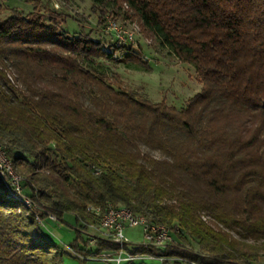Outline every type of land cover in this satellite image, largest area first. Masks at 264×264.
<instances>
[{
	"label": "trees",
	"instance_id": "obj_1",
	"mask_svg": "<svg viewBox=\"0 0 264 264\" xmlns=\"http://www.w3.org/2000/svg\"><path fill=\"white\" fill-rule=\"evenodd\" d=\"M92 2L94 12L124 4L121 16L190 64L201 90L179 110L139 99L103 63L141 61L133 41L72 32L73 15H45L37 1L28 13L8 8L0 145L31 205L6 197L0 183V264H64L42 222L72 215L82 226L99 219L87 205L108 204L179 228L176 245L126 246L132 253L181 259L161 264L256 262L264 254V0ZM69 247L84 258L119 248L101 238L88 245L78 229Z\"/></svg>",
	"mask_w": 264,
	"mask_h": 264
},
{
	"label": "rangeland",
	"instance_id": "obj_2",
	"mask_svg": "<svg viewBox=\"0 0 264 264\" xmlns=\"http://www.w3.org/2000/svg\"><path fill=\"white\" fill-rule=\"evenodd\" d=\"M35 1L38 2V10L45 15H47L48 9L73 15L72 18L67 20V26L72 32L81 29L85 31L89 30L92 37L107 42L108 39L113 40V35L107 28V24L110 23L116 25L117 28L126 33H130L133 38V47L139 53L141 61L112 60L103 61V63L115 75L114 77L122 88L136 92L137 98L147 99L153 103L164 101L167 105H171L179 110L185 106L186 101L190 97L201 90L202 84L199 76L190 64L179 61L167 47L159 45L146 37L140 31L136 22L124 19L121 16L127 11L124 4L121 5V8L115 9L98 7V11L94 12L91 10L93 6L92 0H0V17H5L8 14V8L12 7L18 8L24 13L31 12L33 11ZM100 10H104L101 18L103 19V23L101 24L98 23V12ZM113 10L120 13L117 18H113V12H110ZM145 66H148V69ZM151 154L161 157L157 151H152ZM13 171L17 176H20L14 168ZM4 176L6 177L5 181H9V178L6 175ZM0 183L8 190L9 194L6 197L17 196L22 197V200L27 199L25 197L27 189H23L22 185L19 186L18 194L10 185H5L1 180ZM27 201L29 202V200ZM29 204L31 203L29 202ZM42 224L53 242L63 247L65 251L63 256L64 264H114L98 258V255L86 258L79 257L70 249L69 245L73 243L79 226L75 223L72 215L65 216L61 221L57 220L53 215H49ZM79 228L88 232L86 225L83 227L79 226ZM123 234L132 244H142L144 242L141 225H125ZM80 235L83 241L87 240L84 233H80ZM98 239L95 238L92 244H89L88 241L87 243L88 245H95ZM78 243L80 248L83 247L82 241L79 240ZM190 247L193 250L197 249L193 244ZM92 248L95 251L96 247L93 246ZM107 251L111 250L101 251L100 253ZM130 264H161V260L159 258H145ZM251 264H264V254L259 256L258 261Z\"/></svg>",
	"mask_w": 264,
	"mask_h": 264
},
{
	"label": "built area",
	"instance_id": "obj_3",
	"mask_svg": "<svg viewBox=\"0 0 264 264\" xmlns=\"http://www.w3.org/2000/svg\"><path fill=\"white\" fill-rule=\"evenodd\" d=\"M107 28L113 35V38L116 39L117 44H126L130 41H133L132 35L130 33H121V29H117L116 25L108 23ZM4 175L9 178V181L7 180L8 184L7 181H5L6 177ZM0 180L3 181L5 185H10L19 194L20 180H18L16 175H13L11 168H9V164H5L4 153L2 149H0ZM86 207L91 208L94 212H98L97 205H87ZM81 225L82 227L85 225L87 226L88 232L83 231L79 227L78 230L80 233H84V235H86V239L89 244H92L95 238H101L119 246L116 251H107L98 254V258H101L105 261H109L114 264H130L145 258H159L161 261L163 259H167L169 261L175 259L181 260L180 258L173 256L159 257L147 253H132L126 249V246L130 247L136 245L154 249H163L167 246L176 245L173 243V241L169 240L167 233H164L163 230H160L156 227L155 223L154 226H146V222H139L138 220L127 216L126 210L119 213H112L105 210V212H101V219H95V221L91 223L81 222ZM125 225H141L143 229L144 242L142 244L130 243L123 234Z\"/></svg>",
	"mask_w": 264,
	"mask_h": 264
},
{
	"label": "bare ground",
	"instance_id": "obj_4",
	"mask_svg": "<svg viewBox=\"0 0 264 264\" xmlns=\"http://www.w3.org/2000/svg\"><path fill=\"white\" fill-rule=\"evenodd\" d=\"M117 29H119V28H117ZM121 33H126V32L121 30ZM0 149H2L1 145H0ZM4 161H5V164H9V168H11L13 175H16L14 173V171H13L12 163L8 159H6L5 156H4ZM17 177H18V180L21 181V177L20 176H17ZM22 201L24 203L28 204V205H31V204H29L27 199H25V200L23 199ZM97 208H98V212H94V211H92L91 208H87V207H86V210L88 212H90V213L97 214L99 216V219H101V212H105V210L109 211V212H112V213H119V212H122V211L126 210L127 211V216H129L130 218L138 220L139 222H146V226H154V223H151L145 217L136 215V214L132 213L129 209H127L125 207H121V206H116L115 207V206H112V205L108 204V205H105V206H97ZM156 227L159 228L160 230H163L164 233H167V236L169 237V240L173 241V243H176V240H175L174 236H175L176 233L179 232V228L178 227L169 228V227H167L165 225H162V224H156Z\"/></svg>",
	"mask_w": 264,
	"mask_h": 264
},
{
	"label": "crops",
	"instance_id": "obj_5",
	"mask_svg": "<svg viewBox=\"0 0 264 264\" xmlns=\"http://www.w3.org/2000/svg\"><path fill=\"white\" fill-rule=\"evenodd\" d=\"M258 261V260H257Z\"/></svg>",
	"mask_w": 264,
	"mask_h": 264
}]
</instances>
